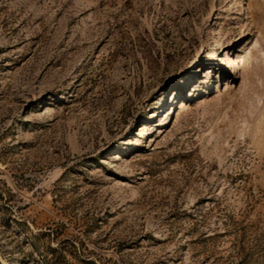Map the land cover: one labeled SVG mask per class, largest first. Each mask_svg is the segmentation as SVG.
<instances>
[{
    "label": "rangeland",
    "instance_id": "1",
    "mask_svg": "<svg viewBox=\"0 0 264 264\" xmlns=\"http://www.w3.org/2000/svg\"><path fill=\"white\" fill-rule=\"evenodd\" d=\"M0 264H264V0H0Z\"/></svg>",
    "mask_w": 264,
    "mask_h": 264
},
{
    "label": "bare ground",
    "instance_id": "2",
    "mask_svg": "<svg viewBox=\"0 0 264 264\" xmlns=\"http://www.w3.org/2000/svg\"><path fill=\"white\" fill-rule=\"evenodd\" d=\"M230 60H231V59H230ZM232 63H234L233 60H232ZM233 65H234V64H233Z\"/></svg>",
    "mask_w": 264,
    "mask_h": 264
}]
</instances>
